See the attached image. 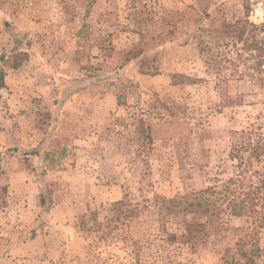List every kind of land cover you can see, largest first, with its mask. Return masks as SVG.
Listing matches in <instances>:
<instances>
[{"label": "rangeland", "instance_id": "374dc122", "mask_svg": "<svg viewBox=\"0 0 264 264\" xmlns=\"http://www.w3.org/2000/svg\"><path fill=\"white\" fill-rule=\"evenodd\" d=\"M247 1L0 0V264L264 263Z\"/></svg>", "mask_w": 264, "mask_h": 264}, {"label": "built area", "instance_id": "2783aa9c", "mask_svg": "<svg viewBox=\"0 0 264 264\" xmlns=\"http://www.w3.org/2000/svg\"><path fill=\"white\" fill-rule=\"evenodd\" d=\"M250 8L248 12L249 24L259 28L264 35V0H248ZM260 78L258 86H253L246 92L243 102V115L247 123L246 131L261 147H264V62L256 75Z\"/></svg>", "mask_w": 264, "mask_h": 264}, {"label": "trees", "instance_id": "16d2710c", "mask_svg": "<svg viewBox=\"0 0 264 264\" xmlns=\"http://www.w3.org/2000/svg\"><path fill=\"white\" fill-rule=\"evenodd\" d=\"M0 85H4V76L3 73H0ZM1 171V169H0ZM1 191H6L5 188H0ZM217 194L215 189L213 188H207L206 190H203L200 195L196 196L195 199L191 200H182V199H174L171 200L170 207L168 208L169 211H176L179 213H203V214H209V215H216L217 213L221 212V209L217 207L215 201L212 200V195ZM210 195V196H207ZM242 207H239V205H233L231 206V212L234 214H240L243 212ZM264 218V216H263ZM264 225V219L262 220ZM199 227L198 225H189L188 230L189 232L192 230V228ZM237 255L238 258H235L233 264H258L255 260L253 255L248 254L244 248L238 244L237 246ZM243 259V261L241 260ZM264 264V263H263Z\"/></svg>", "mask_w": 264, "mask_h": 264}]
</instances>
